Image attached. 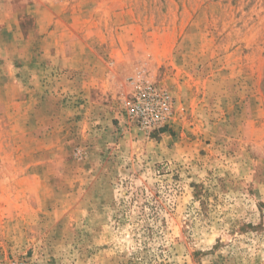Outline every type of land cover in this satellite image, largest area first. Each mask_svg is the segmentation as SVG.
<instances>
[{
  "label": "rangeland",
  "instance_id": "obj_1",
  "mask_svg": "<svg viewBox=\"0 0 264 264\" xmlns=\"http://www.w3.org/2000/svg\"><path fill=\"white\" fill-rule=\"evenodd\" d=\"M0 264H264V0H0Z\"/></svg>",
  "mask_w": 264,
  "mask_h": 264
},
{
  "label": "built area",
  "instance_id": "obj_2",
  "mask_svg": "<svg viewBox=\"0 0 264 264\" xmlns=\"http://www.w3.org/2000/svg\"><path fill=\"white\" fill-rule=\"evenodd\" d=\"M172 104L168 91L140 80L134 98L127 104V113L141 127L153 129L167 123Z\"/></svg>",
  "mask_w": 264,
  "mask_h": 264
},
{
  "label": "crops",
  "instance_id": "obj_3",
  "mask_svg": "<svg viewBox=\"0 0 264 264\" xmlns=\"http://www.w3.org/2000/svg\"><path fill=\"white\" fill-rule=\"evenodd\" d=\"M78 43H79V45H83L82 43H83V41H78ZM73 44H75V42L73 43ZM61 46H62V44H60ZM68 46H69V48L72 46L71 45V43H70V41L68 42ZM72 49V48H71ZM87 60V59H86ZM85 60V61H86Z\"/></svg>",
  "mask_w": 264,
  "mask_h": 264
}]
</instances>
